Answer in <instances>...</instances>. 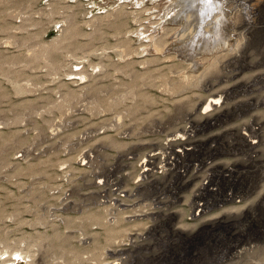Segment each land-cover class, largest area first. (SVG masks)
<instances>
[{
    "label": "rangeland",
    "instance_id": "rangeland-1",
    "mask_svg": "<svg viewBox=\"0 0 264 264\" xmlns=\"http://www.w3.org/2000/svg\"><path fill=\"white\" fill-rule=\"evenodd\" d=\"M222 1L229 39L219 43L224 48L216 53L206 45L194 55L192 35L203 29L200 15L206 5L195 12L182 39L178 34L184 26L164 18L171 0H0V264H180L177 258L185 255L187 264H255L263 259L264 237L249 243L244 237L259 236L258 229L264 228V205H258L264 199V179L259 175L251 180L252 190L244 189L249 198L232 206L236 218L250 213L249 224H241L249 225L243 235H238L240 228L234 235L233 229L219 227L216 236H202L188 249L175 236L158 231L134 243L127 240L152 224L145 216L131 217L139 208L146 211L154 196L147 188L135 190L134 160L174 129L171 125L165 131L154 118L159 120L167 109L173 112L178 99L218 80L209 91L251 81L231 92L228 101L250 102L252 108L242 105L244 114L212 131L221 135L224 127L264 118V81L258 80L264 71V28L250 37L243 23L247 3L256 0ZM258 20L264 25V11ZM155 39L161 40L160 48L153 47ZM244 47L247 61L229 64ZM210 56L216 57L215 66L205 71ZM208 132L199 135L206 138ZM121 156L127 182L119 202L111 200L116 186L110 193L103 183L108 176L104 168L118 164ZM238 183L237 191L244 188ZM136 201L135 207L124 206ZM182 223L174 225L183 231L199 226ZM249 245L253 248L239 253ZM123 247L124 253H114Z\"/></svg>",
    "mask_w": 264,
    "mask_h": 264
},
{
    "label": "bare ground",
    "instance_id": "bare-ground-1",
    "mask_svg": "<svg viewBox=\"0 0 264 264\" xmlns=\"http://www.w3.org/2000/svg\"><path fill=\"white\" fill-rule=\"evenodd\" d=\"M233 1L234 0H232V2ZM223 2L224 1L222 0H207V2L206 0H174L172 3L171 0L170 7L164 10V18L175 23H180L184 26H182L183 29H187L192 18L194 19L195 12L199 10V7L204 8L206 5L205 10H203L200 15L202 21L200 24L203 25V29L200 28L198 31L194 30L193 34L192 27L194 26L195 28V26L199 24L200 19H197L195 24L193 23L189 29V33L192 30L191 34H193L192 36L194 37V40L192 41L193 44L190 48L194 51L195 55L196 50L200 53V50L202 51L203 48L206 49V45H208L207 48H209V53H216L218 52V49L224 48V46H219V43H224L225 45L226 41L229 39V36H227L229 34H225L226 27L223 25L224 19H228L226 18L227 12L225 11V7H223ZM240 2L242 3V1ZM247 2H250V0H247ZM246 6V12H244L243 15V23L246 25L247 32L251 35L250 37H252V34L255 33L257 29L262 30L264 28V25L258 20L260 13L264 11V0H256L255 2L247 3ZM189 10L193 11V13L191 12L187 14ZM187 35L188 33L186 34L185 30V32L182 31L178 34V38L181 37L184 39ZM251 39L252 38L247 39V42L250 43ZM160 46L161 40L158 39L156 41L155 39L153 47L157 49L160 48ZM247 48L248 47H244L243 50L236 52L229 64H238L240 60L242 63V61L246 59L247 53H245V50ZM188 55L189 51L185 57L189 58ZM205 59L209 60L207 63L208 65L204 68L205 71L207 69H212L215 66L216 57L210 56ZM193 60L194 57L192 61ZM192 61H190L189 64H192ZM230 71L231 69L228 70V73L223 77L228 78L230 76L229 74H231ZM251 76L253 75L251 74ZM253 77H255V75ZM199 79L200 78H198V81ZM258 80L264 81V71L259 73ZM220 82V80L211 83L207 82V84L201 86L202 89L199 88L201 92L193 93V95H191L192 97L178 99L177 103L179 104L176 105L177 108H174L173 112H170V110L167 109L163 116L160 114L161 116L159 120L155 118L153 119L155 124H158L157 126L160 128L165 127L164 130L171 125L174 126V129H172L173 131L166 132L163 141L157 144L149 143V146H145L144 149H146L144 150L143 155L134 160L137 161V172H135L136 178L134 181L138 182L136 183L135 190L139 192L141 189L147 188L149 191H153L152 193H154V196L151 198L152 200L148 197L150 199L149 203H143V205L145 204L147 206L146 211H142L139 208L138 213L136 214V210L131 216L139 217L140 219L144 216L150 218V221H152L151 226L149 228L147 227L148 229L145 232H135V236H127L129 242H136L135 239L138 237L142 238L145 233L150 235L155 234V231H158L159 233H165V236L168 234L170 236H175L178 245L180 246L182 244V247L188 249V245L190 246L192 243L197 244L198 239L202 236L204 237L208 234H210V236H216L218 232L215 230H219V227H224L229 231L233 229L232 232L234 235L236 228H240L238 230V235L246 233L245 231H247L246 229L249 225L243 227L241 224L243 222L248 223L247 219L250 213L243 211V213L236 218L233 216V212L236 211L234 208L236 207L233 208L232 206H238V204L249 198L250 193L248 190L254 188V182L251 181L252 179L257 175H259V178L264 179V118L262 117L263 119L258 120V117H253L245 124H241L238 128L232 126L224 127L219 132L221 135L212 131L220 126L223 127L225 123L231 121L236 115V117H239L244 114L242 105L248 106V103L250 105V102L237 104L233 102L230 103L228 100L232 97L231 92H237L242 88V85L248 87L252 84L251 81L240 86L237 84L236 87H230L227 90L220 91L218 89H212L209 91L214 84H219ZM193 85L196 86V84ZM202 92H208L209 95L207 94L206 96H203ZM218 94V98L213 99V97ZM220 95L224 96L223 102L207 112L206 110L211 106V101L213 100V102L218 103L221 97ZM260 103L264 107V93L260 99ZM227 104L235 105L230 108ZM195 107L196 110H194ZM250 107L252 108L251 105ZM163 119H165L164 122H162ZM179 122L181 123L180 125ZM162 124L165 125L162 126ZM238 125L239 124H237V126ZM207 131H209L208 135L210 134V136L205 138L202 135H199ZM124 155L126 156V154ZM125 156H121L122 158L118 160V164H110L107 168H104V173L108 176L107 178L105 177L103 188H106L111 193V187L116 186L111 197L115 196L112 197L111 200L119 202L120 200L123 201V198H120L119 196L124 190V187L122 188L123 183L126 184L127 182L121 175V172L124 169L123 161H125ZM101 181L102 180H98V183L102 184ZM236 183H242L241 185L244 188L237 191L235 189ZM245 187L248 189L246 192H244L246 190ZM140 198H142V196ZM125 200L126 199H124V201ZM181 200L184 201V204L181 203ZM137 203V201L127 205L125 203L124 206L130 205L135 207ZM123 204L119 203L118 205ZM118 205L116 204V206ZM258 205H264V199H261ZM140 206L141 205H139V207ZM217 208H219V211H217ZM123 209L126 210L125 208ZM213 209L214 211L210 212V210ZM221 212L226 213V216L222 218L215 216L219 213L221 214ZM185 218L190 221V223H186ZM93 219L96 220L97 218ZM178 222H183V226L193 223H197L199 226L195 230L183 231V229L174 225ZM258 231L257 234H259V236H244L247 239L245 242L249 243L254 239L264 237V228L260 227ZM123 244L128 245V242ZM251 247L252 245H249L248 247L244 246L239 253L242 254L245 250ZM126 249L127 248L125 247L116 249L114 253L120 255L124 253ZM188 257L189 256L186 257L185 255V257L180 256L177 259L181 261L179 262L180 264H187ZM194 260L196 259L194 258ZM190 263L192 262L190 261ZM11 264H14V262ZM255 264H264V257Z\"/></svg>",
    "mask_w": 264,
    "mask_h": 264
},
{
    "label": "built area",
    "instance_id": "built-area-1",
    "mask_svg": "<svg viewBox=\"0 0 264 264\" xmlns=\"http://www.w3.org/2000/svg\"><path fill=\"white\" fill-rule=\"evenodd\" d=\"M218 96H219V94L218 95H216V96H214L213 97V99H217L218 98ZM221 97H220V99H219V102L218 103H215V102H213V100L211 101V106L206 110L207 112L208 111H210V110H212V108L214 109L215 107H216V105H219L220 103H222L223 102V98H224V96L223 95H220ZM206 111H205V113H206ZM213 160V159H212ZM215 160V159H214ZM209 161V160H208ZM210 161H211V159H210Z\"/></svg>",
    "mask_w": 264,
    "mask_h": 264
}]
</instances>
